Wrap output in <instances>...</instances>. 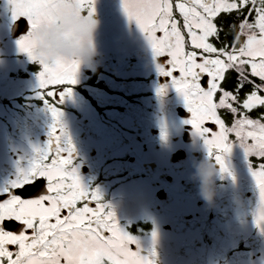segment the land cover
Listing matches in <instances>:
<instances>
[{
    "label": "flooded vegetation",
    "instance_id": "obj_1",
    "mask_svg": "<svg viewBox=\"0 0 264 264\" xmlns=\"http://www.w3.org/2000/svg\"><path fill=\"white\" fill-rule=\"evenodd\" d=\"M94 8V16L85 19L95 24L91 61L58 58L80 65L72 95L58 108L83 185L100 193L142 254L155 250L154 264H264L251 159L233 142L223 154L228 171L222 172L203 139L185 123L190 113L182 96L160 75L159 58L124 12L122 0H95ZM71 11L77 13L74 7ZM21 35L14 37L11 30L0 47ZM19 54H9L11 64L0 67V190L29 166L52 127L39 87L41 66L37 61L28 66ZM39 57L49 61L45 53ZM166 84V93L158 95ZM221 111L229 123L231 116ZM203 165L212 170L211 199L204 191Z\"/></svg>",
    "mask_w": 264,
    "mask_h": 264
},
{
    "label": "snow or ice",
    "instance_id": "obj_2",
    "mask_svg": "<svg viewBox=\"0 0 264 264\" xmlns=\"http://www.w3.org/2000/svg\"><path fill=\"white\" fill-rule=\"evenodd\" d=\"M94 3L7 0L12 21L27 23L17 44L41 66L39 87L52 127L29 166L0 190V264H154L155 250L141 253L100 193L83 185L74 164L75 147L58 105L72 95L79 63L44 60L31 40L40 20L55 22L73 7L91 17ZM122 6L159 58L160 75L182 96L190 113L185 123L221 171H228L223 154L233 142L251 159L259 190L255 223L264 226V0H122ZM221 110L231 116L229 123ZM156 238L153 232V244Z\"/></svg>",
    "mask_w": 264,
    "mask_h": 264
},
{
    "label": "clouds",
    "instance_id": "obj_3",
    "mask_svg": "<svg viewBox=\"0 0 264 264\" xmlns=\"http://www.w3.org/2000/svg\"><path fill=\"white\" fill-rule=\"evenodd\" d=\"M60 18L59 27L45 26L41 29L37 54L45 53L49 61L57 58L71 61L75 57L85 63L90 62L95 54V24L78 18L72 11L61 13ZM200 174L205 181V195L211 199L212 191L208 187V178L212 175V170L208 165H203Z\"/></svg>",
    "mask_w": 264,
    "mask_h": 264
},
{
    "label": "rangeland",
    "instance_id": "obj_4",
    "mask_svg": "<svg viewBox=\"0 0 264 264\" xmlns=\"http://www.w3.org/2000/svg\"><path fill=\"white\" fill-rule=\"evenodd\" d=\"M75 15L80 19L85 20L87 18V15H85L83 12H77L75 13ZM13 24L14 22L12 21L11 14L8 10L7 0H0V43L4 42V39L7 36H10ZM60 25H61V18H59L55 22H50L48 20H43V19L40 20L37 24V27L34 29L33 36L31 37V40L33 42V47L36 48L38 40H40V31L42 28H44L45 26L59 27ZM19 53H21V51L19 50L17 41H9L7 42V44L3 45V47H0V67L2 65L11 64L10 59L8 57L9 54H19ZM36 53L37 50L35 54ZM21 54L22 55L20 54L18 55V58L19 59L23 58L24 60H26L25 62L26 64H28V66L35 61L32 58H30L29 55L23 56L24 53ZM36 55L39 56L38 54ZM57 60L58 58L55 61ZM179 96L181 97L180 94Z\"/></svg>",
    "mask_w": 264,
    "mask_h": 264
},
{
    "label": "water",
    "instance_id": "obj_5",
    "mask_svg": "<svg viewBox=\"0 0 264 264\" xmlns=\"http://www.w3.org/2000/svg\"><path fill=\"white\" fill-rule=\"evenodd\" d=\"M25 31H27L26 21L22 20V21L16 22L12 26V34L14 37L21 35Z\"/></svg>",
    "mask_w": 264,
    "mask_h": 264
}]
</instances>
